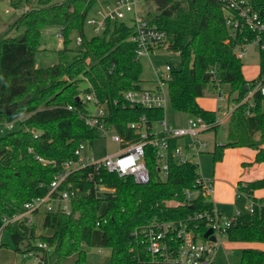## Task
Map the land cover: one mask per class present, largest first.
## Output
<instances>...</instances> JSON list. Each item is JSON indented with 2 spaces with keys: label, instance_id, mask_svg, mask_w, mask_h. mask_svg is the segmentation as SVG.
Segmentation results:
<instances>
[{
  "label": "trees",
  "instance_id": "16d2710c",
  "mask_svg": "<svg viewBox=\"0 0 264 264\" xmlns=\"http://www.w3.org/2000/svg\"><path fill=\"white\" fill-rule=\"evenodd\" d=\"M145 1L155 8L148 9L144 18L168 33V49L181 57L179 66L173 65L168 86L173 108L202 116L214 123L212 130L217 131V112L199 103L206 90L213 88L214 71L222 87L229 86V96L235 94L237 104L230 117L227 142L216 144L212 151L214 162L223 158L228 147H250L256 151L254 162L264 163V96L256 92L253 104L244 101L262 79L263 61L258 76L247 79L244 63L234 51L235 41L229 36L222 3L168 0L162 8L155 0ZM95 3L11 0L14 7L27 4L28 9L11 26L23 28V33L0 37V123H19L18 129L0 137V224L22 211L25 202L45 196L63 164L76 158L75 150L81 143L93 145L101 138V131L86 123L91 104L77 100L83 93L96 92L108 111L105 128L129 142L140 138L130 123L145 117L152 126L164 119V108L130 107L124 99V92L143 87V66L131 39L134 26L124 19L108 20L102 33L90 38L85 35L86 18ZM52 26L62 32L64 47L57 63L39 67L36 53L41 33ZM74 32L82 37L78 48H70ZM68 52L73 54L70 61ZM177 145L178 139H173L165 178L158 170L157 149L145 146L150 173L147 183L92 166L74 171L61 186L79 189L71 200V214L45 212L43 227L51 231L47 235H38L34 222L7 224L5 230L15 251H35L41 257L38 264H59L73 255L77 264H86L87 247L110 249L103 264H168L164 257L150 253L143 229L186 221L204 236L207 220H188L189 216L214 208L213 201L201 191L192 200L186 197L187 190L201 188L199 165L178 163L174 157ZM100 185L105 189L100 190ZM259 189H264V177L238 182V190L255 202V208L233 220L225 234L229 241L264 244V200L254 196ZM39 242L49 248L38 247ZM239 250V264H264V248Z\"/></svg>",
  "mask_w": 264,
  "mask_h": 264
},
{
  "label": "built area",
  "instance_id": "2783aa9c",
  "mask_svg": "<svg viewBox=\"0 0 264 264\" xmlns=\"http://www.w3.org/2000/svg\"><path fill=\"white\" fill-rule=\"evenodd\" d=\"M219 1L223 5L229 36L235 41L234 51L237 58L242 60L255 49L264 66V0ZM140 2L141 0H113L111 3L101 5L96 11V16L88 14L86 25L93 27L96 34H100L105 30L108 20H122L127 13L132 12L131 24L135 28V33L131 39L136 44V56L139 60L141 57H150L156 49L168 48L170 39L165 30L150 23L140 14L138 11ZM56 36L63 39L61 31ZM76 42L79 45L82 42V37L78 36ZM172 70L173 64L171 63L166 64L164 68L153 66V86L124 92L126 103L130 107L164 108L170 98L168 86L172 79ZM212 81L217 99L224 100L225 91L214 71ZM256 92H260L264 96V70L262 79L257 82L254 89L249 91L244 101L249 100ZM79 98L91 104L85 117L87 125L98 128L101 131V137L111 138L112 141L120 145V148L113 153H106L100 158H94L86 151L89 144L81 143L75 150L76 158L63 164L45 196L35 197L25 202L22 211L10 218H4L3 223L0 224V249L3 244L5 227L11 222L31 223L34 221L35 215L40 213L43 208L46 209L45 212L60 210L71 214V200L79 189L68 187L62 189L61 186L74 171L88 166L94 167L95 170L104 168L109 172H116L121 177L133 176L137 183L143 184L150 180V173L145 162L146 145L151 144L157 149L158 170L164 178L169 171L168 160L173 139H178L174 157L180 164L193 162L192 157L208 150L209 142L202 137V134L212 130L214 123H209L202 116H192L188 120V125L183 127L171 126L165 119L151 126L143 117L139 122L130 123V128L135 130L140 138L137 141L129 142L116 132L105 128V120L108 116L106 104L100 102L94 90L83 93ZM216 122L218 123V120ZM156 124L160 127L157 128ZM181 139L185 140L184 144L180 143ZM198 183L201 185L199 190L185 192L188 200L195 198L199 191L211 200L215 189L214 179L205 178L200 173ZM99 189L104 190L105 187L100 185ZM248 207L251 212L255 208V202L251 198ZM197 219L207 220L208 229L212 228L215 240L201 236L197 232L196 226L190 225L186 221L165 222L143 229L150 253L154 257H164L168 264H215L216 255L223 244V238L234 219L226 218L215 206L209 212H199L189 216L188 220ZM38 247L49 248L48 244L44 242H39ZM22 255L24 258L34 257L37 262L41 261V257L35 251Z\"/></svg>",
  "mask_w": 264,
  "mask_h": 264
},
{
  "label": "rangeland",
  "instance_id": "374dc122",
  "mask_svg": "<svg viewBox=\"0 0 264 264\" xmlns=\"http://www.w3.org/2000/svg\"><path fill=\"white\" fill-rule=\"evenodd\" d=\"M63 1V0H56ZM113 0H96L95 5L89 12V15L96 16V11L100 8L101 5L106 3H111ZM28 9L27 4H21L19 7H14L11 4V0H0V37L2 36H11L15 37L23 33V28H12L11 26L16 22L19 16L23 11ZM150 8H155V5L152 2H147L145 0H141L138 11L140 14L146 13V11ZM133 14L127 13L124 21L127 23H131V18ZM85 35L87 37H92L96 35L93 30V27L86 25L85 26ZM59 32L58 27H46L42 30L40 37V49L36 53V64L39 67H48L53 65L59 61V50L64 47L63 40L56 36ZM79 34L74 32L71 35L72 42L70 43V48H78V44L76 42ZM73 54L71 52L66 53V58L68 61L72 59ZM140 61L143 66V87L150 88L153 86L152 81L154 80L153 66L164 68L166 64L171 63L174 66H179L181 63V57L179 53H175L166 47L158 48L153 53H151L150 57H141ZM244 63L243 72L246 78L253 79L259 72L260 69V57L258 55L257 50H252L248 56L242 59ZM87 85L85 84V87ZM225 91V99L221 101L223 107H226L228 101L232 105H236L235 94L229 95V86H223ZM213 88H209L206 90L205 95L199 99L200 104L209 110L216 109V100L213 97L212 93ZM228 94V95H227ZM254 102V98H250V103ZM262 109L264 110V99L262 101ZM164 119L166 122L174 127H183L188 125V120L192 117L191 114L187 112H181L173 108L171 105L170 98H168L167 103L164 107ZM223 112L219 113L218 121H221L223 118ZM156 127L160 126L156 124ZM19 123L15 122L13 124L8 123H0V137L4 136L6 133L18 129ZM227 133H228V123L220 124L217 131L211 130L209 135L212 137H216V143L223 144L227 142ZM185 140H181L183 143ZM120 148V145L111 140L108 137H101L97 139L93 145H89L86 151L94 158H100L106 153H113ZM214 145L209 146V149L199 155L192 157V161L199 165L200 173L205 178H214L216 180V191L212 194V198L214 197L216 200L218 196L222 194H226V188L228 187V177L232 175L233 172L228 173L229 170L227 167L226 160H229L228 149L224 150L223 158L219 161L214 162L212 151ZM227 164V165H225ZM233 166V165H232ZM235 166L232 167V171H234ZM224 186V187H223ZM236 187V186H235ZM238 187V184H237ZM221 190V192L219 191ZM229 195V193H228ZM259 200H264V198H257ZM218 201V200H217ZM224 201V200H223ZM218 201L219 207L224 208L226 210V218L232 219V217L238 218V216H243L250 211L248 205L250 202V197L246 193H241L240 196L235 197L234 200L226 202ZM239 210V214L237 215L236 211ZM46 209L43 208L42 211L35 215L34 224L36 227V232L38 235L50 234L51 231L49 229H45L43 227V219L44 213ZM3 245L0 249V264H38L34 257L24 258L22 254H18L15 251L14 243L10 236L8 230H5L2 238ZM240 248L233 244V242L229 241L226 237L223 238V244L220 246L218 254L215 259V264H239L240 262ZM110 255V249H101L97 247H87V263L86 264H103L107 257ZM56 257L53 258V262H55ZM77 256L73 255L62 259L59 264H77L76 262Z\"/></svg>",
  "mask_w": 264,
  "mask_h": 264
},
{
  "label": "crops",
  "instance_id": "0c3cea01",
  "mask_svg": "<svg viewBox=\"0 0 264 264\" xmlns=\"http://www.w3.org/2000/svg\"><path fill=\"white\" fill-rule=\"evenodd\" d=\"M142 15H144V14H142ZM259 72H260V69H259ZM259 72H258V74H259ZM258 74L256 75V77L258 76ZM211 94L213 95V97L216 100V109H214V111L217 112V116H219L220 112H223V114H224L221 121H218L219 126H220V124L226 122V123H228V127H229L230 117H231L235 107L237 106V104L236 105L233 104L231 107V103L228 101L226 107H223V105L221 104V101L217 99V94H216L214 88H213ZM229 97L230 96L228 95V98ZM248 101L250 102V99ZM251 104H253V103H251ZM218 118H217V120H218ZM210 131L211 130L204 132L202 134V137L205 138L209 142V146L214 145V147H215V145L218 143H216V137L215 136L212 137L211 135H209ZM214 131H216V130H214ZM256 137L258 138L259 135L257 134ZM181 140H184V139H181ZM181 140H180V143H181ZM184 143H185V141H183L182 144H184ZM208 149H209V147H208ZM213 150H214V148H213ZM228 151H229L228 152L229 160H226L227 162H225L228 165L227 164H225V165H227V167H229L228 173H231V172H233V173H232V175L228 174L229 175V177H228V179H229L228 180V182H229L228 187L229 188H226L223 186L226 189L225 190L226 194H224L223 196H222V194H220L218 196L217 200L218 201L224 200L223 202H226L227 200L232 201V200H234L235 197H238L241 195V192H239L238 187H237L238 182H240V181L250 182V181H254V180H257V179L264 177V163L254 162L255 156H256V151L254 149H252L250 147H230V149H228ZM232 165L235 166L234 171H232V167H233ZM214 182H215V189H214L213 193H215V191H216V180L215 179H214ZM219 191L221 192V190H219ZM228 193H229V195H228ZM254 196L256 198H264V189L256 190L254 192ZM211 200L213 201L214 206L217 208V210L220 211L224 216H226L227 215L226 210L224 208L219 207L218 201L214 197ZM236 213L238 215L240 213L239 210H237ZM232 219H236V217H232ZM233 244H236L239 248L250 247V246L261 248V249L264 248V244H260V243L248 244V243L233 242Z\"/></svg>",
  "mask_w": 264,
  "mask_h": 264
},
{
  "label": "water",
  "instance_id": "95a60500",
  "mask_svg": "<svg viewBox=\"0 0 264 264\" xmlns=\"http://www.w3.org/2000/svg\"><path fill=\"white\" fill-rule=\"evenodd\" d=\"M155 2H156V4H157V6L162 7V8H165L166 5H167V3H168V0H155ZM77 100H80V98L77 97ZM212 233H213L212 228H209V229L206 231V233L204 234V237H205V238H210L211 240H215V236L212 235Z\"/></svg>",
  "mask_w": 264,
  "mask_h": 264
}]
</instances>
